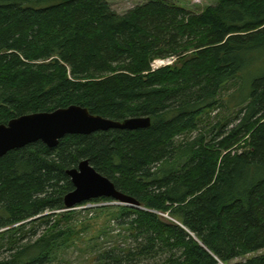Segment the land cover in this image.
Returning a JSON list of instances; mask_svg holds the SVG:
<instances>
[{"label":"trees","instance_id":"16d2710c","mask_svg":"<svg viewBox=\"0 0 264 264\" xmlns=\"http://www.w3.org/2000/svg\"><path fill=\"white\" fill-rule=\"evenodd\" d=\"M232 82L239 123L218 122L208 142ZM71 106L151 126L0 158V264H60L78 243L90 264H235L264 250V0L198 14L151 0L124 15L106 0H0V125ZM83 161L139 203L89 210L104 221L92 236L64 202Z\"/></svg>","mask_w":264,"mask_h":264},{"label":"water","instance_id":"95a60500","mask_svg":"<svg viewBox=\"0 0 264 264\" xmlns=\"http://www.w3.org/2000/svg\"><path fill=\"white\" fill-rule=\"evenodd\" d=\"M150 126V118H131L120 122L93 115L81 106L26 115L11 120L7 125H0V158L37 142L56 148L68 135H91L110 130L136 131ZM68 175L75 187L64 200L68 211L102 198L112 199L120 205L139 207L138 202L118 191L114 183L97 172L89 161L81 162L78 168L68 171Z\"/></svg>","mask_w":264,"mask_h":264},{"label":"rangeland","instance_id":"374dc122","mask_svg":"<svg viewBox=\"0 0 264 264\" xmlns=\"http://www.w3.org/2000/svg\"><path fill=\"white\" fill-rule=\"evenodd\" d=\"M110 6L112 7L113 10H115L117 13L124 15L126 13H128L130 10H132L133 8L137 7V6H141V5H145L148 2H150L151 0H106ZM169 4L171 5H175L184 9H187L188 11L198 14L201 13L205 8L210 7V6H215L218 3V0H166ZM168 61V60H166ZM165 62V61H164ZM174 61H171V63L165 62L163 63V61L161 62V60L154 62L153 64V68L155 70L166 67V66H170L173 65ZM249 82H246L245 86H248ZM239 84L240 83H236V82H232L230 84H228L220 97L221 103H222V107L220 109H216L214 112H212L210 114L209 117L206 118V123L203 124V128H202V132L204 134H206L207 136V141L210 142L211 139L209 138V132L211 133V131L213 130V126H215L216 124H218V122H223L225 123L226 121L230 122V126L227 129V133H229L232 128H234L235 126H237V124L239 123L238 119H236L237 117V113L239 109L236 110H232L230 109L231 104L228 102L230 100V96L235 93L237 91V89L239 88ZM240 90V88H239ZM247 90V88H246ZM245 90V93H246ZM243 97V96H242ZM234 103V101H233ZM235 104V103H234ZM233 105V104H232ZM230 106V107H229ZM198 133H195L193 135V137L197 136ZM226 135H224L222 138H224ZM220 138V139H222ZM218 139V140H220ZM120 206V204L114 202L111 203H97V204H93V203H88L86 206H79L76 207L74 210L77 213H81L82 214L79 216V221L81 222H86L88 218H92L93 217V213H89V210H92L94 208H98L101 206ZM61 213V212H59ZM167 217V216H166ZM169 220H172L171 218L168 217ZM102 220L99 221H93V220H89L86 223L90 224L93 228L92 230H90L88 232L89 236H92L97 230H99V228L102 227L103 225ZM39 229L44 230L43 227H40ZM84 245L78 243V246L75 248H72L71 250H69L68 252L64 253L61 255V260H60V264H90V256L91 254H87V253H83L82 251L84 250ZM260 254H264V250L260 251L259 253H256L254 255L248 256L246 258H240L234 261V263H240V262H245L248 258L252 257V256H256V255H260Z\"/></svg>","mask_w":264,"mask_h":264},{"label":"built area","instance_id":"2783aa9c","mask_svg":"<svg viewBox=\"0 0 264 264\" xmlns=\"http://www.w3.org/2000/svg\"><path fill=\"white\" fill-rule=\"evenodd\" d=\"M168 61L171 63L172 60H168ZM168 61H165V62H168ZM161 62H162V61H161ZM165 62L163 61V63H165Z\"/></svg>","mask_w":264,"mask_h":264}]
</instances>
